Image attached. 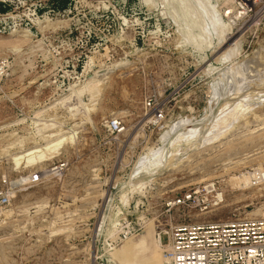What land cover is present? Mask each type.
Here are the masks:
<instances>
[{
    "label": "rangeland",
    "instance_id": "rangeland-1",
    "mask_svg": "<svg viewBox=\"0 0 264 264\" xmlns=\"http://www.w3.org/2000/svg\"><path fill=\"white\" fill-rule=\"evenodd\" d=\"M181 1L0 0V264H164L178 225L264 219V131L203 147L264 120V0H187L202 37Z\"/></svg>",
    "mask_w": 264,
    "mask_h": 264
},
{
    "label": "built area",
    "instance_id": "built-area-1",
    "mask_svg": "<svg viewBox=\"0 0 264 264\" xmlns=\"http://www.w3.org/2000/svg\"><path fill=\"white\" fill-rule=\"evenodd\" d=\"M119 126L116 120L109 123L114 130L119 131ZM197 194L183 197V203ZM9 201L8 195L0 192V213ZM166 236V264H264L263 219L183 224Z\"/></svg>",
    "mask_w": 264,
    "mask_h": 264
},
{
    "label": "bare ground",
    "instance_id": "bare-ground-1",
    "mask_svg": "<svg viewBox=\"0 0 264 264\" xmlns=\"http://www.w3.org/2000/svg\"><path fill=\"white\" fill-rule=\"evenodd\" d=\"M165 1V0H164ZM170 1V0H169ZM187 0H182L180 3V8H181V10H182V12L184 13V15H185V18H186V23H189V24H191V26H193L194 28H196L197 30H198V34H197V37L198 36H200V37H202L203 36V34H202V31H201V29L199 28L200 26H199V22L197 21V15H198V12H199V10L201 9L200 7H198V9L197 8H194L191 4H186L185 2H186ZM201 1H203L202 3H204V1L205 0H201ZM191 3V2H190ZM169 4V3H168ZM169 6V5H168ZM186 6V7H185ZM179 7V6H178ZM175 20L176 21H178V19L175 17ZM210 22H211V20H210ZM219 31H220V29L218 28L217 29V32L219 33ZM221 32H223V30H221ZM197 37H193V38H195V40H197L198 41V38ZM229 53V52H228ZM229 55V54H228ZM219 59V58H218ZM102 74H104V73H102ZM249 76V75H248ZM258 77V76H257ZM105 79V78H104ZM100 80V79H99ZM101 81V80H100ZM256 81V80H255ZM97 82V81H96ZM90 83V82H89ZM95 83V82H94ZM93 85V84H92ZM91 86V85H90ZM90 88V87H89ZM247 88V87H246ZM100 88H99V85H93L92 86V88H91V93H92V96H97L98 94H99V90ZM248 91V90H247ZM89 92H90V90H89ZM249 92V91H248ZM81 93V92H80ZM82 94V93H81ZM260 119V118H259ZM260 121V120H259ZM258 121V122H259ZM255 122V121H254ZM251 124H249V122H248V124H246L245 126H243L242 127V130H238V131H236L235 133H231V134H228V135H226V136H223V135H225V134H223V135H221V136H217V137H211V138H209L208 140H206L205 142H204V146H203V144H202V146L203 147H206V146H208V147H210L211 149L210 150H215V149H220V148H226V146L228 147V146H230V144L231 143H233L234 142V144H235V141H238V140H240V139H243V138H246V137H248L249 135H254V134H256V133H261V132H263L264 131V120H263V122L258 126V127H255L254 129H252L251 131H248L247 132V130L248 129H251ZM45 137V136H44ZM250 138V137H249ZM52 140V139H51ZM205 140V139H204ZM244 140H246V139H244ZM243 140V142H245ZM253 140V139H252ZM45 141V140H44ZM59 141V140H58ZM64 141H66V140H60L56 145L55 144H51V145H49V146H47L46 147V150L48 149H53L54 150V152H56V150H57V148H58V146L60 145V144H62V142H64ZM202 142V141H201ZM203 143V142H202ZM198 146V144L196 145V147ZM237 146V145H236ZM60 147V146H59ZM195 147V148H196ZM202 147V148H203ZM199 148V147H198ZM200 148H201V145H200ZM235 148V147H234ZM31 149V148H30ZM227 149H230V148H227ZM233 149V148H232ZM44 150V149H43ZM189 150V149H188ZM209 150V149H208ZM209 150V151H210ZM205 151V150H204ZM53 152V153H54ZM42 153V151H40L39 150V148L38 149H31V150H28V151H26V152H24L23 154H21V155H19V156H16L15 158H14V160L16 161V163H17V165L18 164H20L21 163V161L22 160H26V165L28 166V167H33V165L34 164H36V162H38V160H39V162H41L42 160L43 161H45L44 159L46 158V160L48 159L47 158V156L46 155H44V153L43 154H41ZM189 153V152H188ZM187 153V154H188ZM37 154H38V157H35V156H37ZM17 155H18V153H17ZM203 155H206V152H198L197 153V155L195 156V158H201ZM217 155V154H216ZM194 156V155H193ZM251 156V155H250ZM190 157V156H189ZM194 158V157H193ZM211 158H213V157H211ZM191 159V158H190ZM189 159V160H190ZM50 160V159H49ZM188 163H192V161H189ZM234 163V162H233ZM39 164V163H38ZM187 164V163H186ZM236 164V163H235ZM16 165V166H17ZM25 165V166H26ZM195 165V164H194ZM231 165V164H230ZM27 167V168H28ZM176 169H178V168H176ZM227 170V169H226ZM52 171H54V170H52ZM260 172V171H259ZM264 174V173H263ZM260 176V175H259ZM264 178V177H263ZM25 182V181H24ZM259 182H261L260 181V179H259ZM239 186V185H238ZM249 186V185H248ZM244 188H245V186H244ZM247 188V187H246ZM105 196V195H104ZM216 197H218V196H216ZM221 197V196H220ZM222 199V198H221ZM219 201H221L220 199H219ZM98 205V204H97ZM262 211V210H261ZM10 212V211H9ZM8 212V213H9ZM5 213V212H4ZM7 213V214H8ZM12 214V213H11ZM260 214V213H259ZM261 214H262V212H261ZM252 215H254V213L252 214ZM255 216V215H254ZM259 216H261V215H259ZM264 216V213H263V215H262V217ZM250 217H252V216H250ZM258 217V216H257ZM253 218V217H252ZM264 220V219H263ZM163 263L164 264H166V260L164 261L163 260Z\"/></svg>",
    "mask_w": 264,
    "mask_h": 264
},
{
    "label": "trees",
    "instance_id": "trees-1",
    "mask_svg": "<svg viewBox=\"0 0 264 264\" xmlns=\"http://www.w3.org/2000/svg\"><path fill=\"white\" fill-rule=\"evenodd\" d=\"M56 1V9L63 10L68 6L69 0H55ZM7 9H2L0 7V11L5 12Z\"/></svg>",
    "mask_w": 264,
    "mask_h": 264
}]
</instances>
